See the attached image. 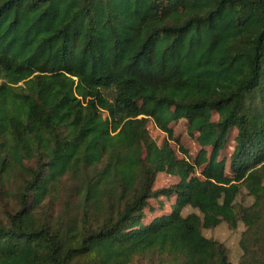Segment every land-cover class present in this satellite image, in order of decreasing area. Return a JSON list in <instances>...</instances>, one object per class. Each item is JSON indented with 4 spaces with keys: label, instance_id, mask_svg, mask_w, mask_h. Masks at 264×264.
<instances>
[{
    "label": "trees",
    "instance_id": "1",
    "mask_svg": "<svg viewBox=\"0 0 264 264\" xmlns=\"http://www.w3.org/2000/svg\"><path fill=\"white\" fill-rule=\"evenodd\" d=\"M222 223L264 264V0H0V264H233Z\"/></svg>",
    "mask_w": 264,
    "mask_h": 264
},
{
    "label": "rangeland",
    "instance_id": "2",
    "mask_svg": "<svg viewBox=\"0 0 264 264\" xmlns=\"http://www.w3.org/2000/svg\"><path fill=\"white\" fill-rule=\"evenodd\" d=\"M216 117H214V120ZM186 123L184 121L178 122L173 126L174 134L178 137L179 143L176 144L167 138V136L159 131L152 122L147 124V132L151 140H153L158 147H163L167 144L173 153L176 155L178 160H182L184 158V153L180 150L179 146H182L184 150H186L187 154L190 156H194L198 151L199 147L195 143L194 140L188 138L186 134ZM232 135L226 145L225 150L222 153V157L229 158L233 151L234 143H233ZM179 182V178L173 174L161 173L158 174L154 183L155 190L168 189L172 186L176 185ZM251 200L247 198L245 203H249ZM177 207L176 200L174 196H163L158 199L150 200L148 203V207L144 211V219L143 223L148 224L152 220L161 217V216H169L175 211ZM194 210L191 208H184L182 213L184 216L193 213ZM244 230L242 223H239L235 230H230L226 226V224L222 223L218 227L213 230H203V234L207 237L215 238L220 242L224 243L230 253V261L233 264L237 263V253H238V241L239 237Z\"/></svg>",
    "mask_w": 264,
    "mask_h": 264
}]
</instances>
